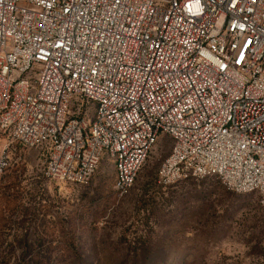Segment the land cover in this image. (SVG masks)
Masks as SVG:
<instances>
[{"label":"built area","instance_id":"2783aa9c","mask_svg":"<svg viewBox=\"0 0 264 264\" xmlns=\"http://www.w3.org/2000/svg\"><path fill=\"white\" fill-rule=\"evenodd\" d=\"M0 129L58 184L108 157L121 195L167 137L160 184L264 205V0H0Z\"/></svg>","mask_w":264,"mask_h":264},{"label":"rangeland","instance_id":"374dc122","mask_svg":"<svg viewBox=\"0 0 264 264\" xmlns=\"http://www.w3.org/2000/svg\"><path fill=\"white\" fill-rule=\"evenodd\" d=\"M172 145L161 137L121 195L108 157L86 185L58 184L43 149L0 129V264H264L260 195L215 177L160 184Z\"/></svg>","mask_w":264,"mask_h":264},{"label":"trees","instance_id":"16d2710c","mask_svg":"<svg viewBox=\"0 0 264 264\" xmlns=\"http://www.w3.org/2000/svg\"><path fill=\"white\" fill-rule=\"evenodd\" d=\"M4 133H6V132H4ZM4 193H5L4 195L6 196L7 192L5 191ZM32 263H34V264H43L41 262L32 261L31 259L28 261V263H25V264H32Z\"/></svg>","mask_w":264,"mask_h":264}]
</instances>
